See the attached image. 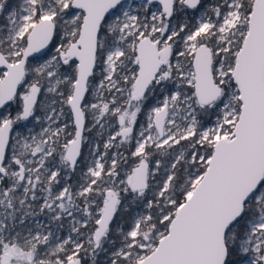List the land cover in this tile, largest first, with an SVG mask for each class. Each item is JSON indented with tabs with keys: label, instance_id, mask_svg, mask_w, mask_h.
Wrapping results in <instances>:
<instances>
[{
	"label": "snow or ice",
	"instance_id": "1",
	"mask_svg": "<svg viewBox=\"0 0 264 264\" xmlns=\"http://www.w3.org/2000/svg\"><path fill=\"white\" fill-rule=\"evenodd\" d=\"M0 264H264V0H0Z\"/></svg>",
	"mask_w": 264,
	"mask_h": 264
},
{
	"label": "trees",
	"instance_id": "2",
	"mask_svg": "<svg viewBox=\"0 0 264 264\" xmlns=\"http://www.w3.org/2000/svg\"><path fill=\"white\" fill-rule=\"evenodd\" d=\"M88 134L91 135L92 138H94L95 130H93L92 133H88ZM88 134H87V135H88Z\"/></svg>",
	"mask_w": 264,
	"mask_h": 264
},
{
	"label": "flooded vegetation",
	"instance_id": "3",
	"mask_svg": "<svg viewBox=\"0 0 264 264\" xmlns=\"http://www.w3.org/2000/svg\"><path fill=\"white\" fill-rule=\"evenodd\" d=\"M88 136H89L90 138H92L91 135L88 134Z\"/></svg>",
	"mask_w": 264,
	"mask_h": 264
}]
</instances>
